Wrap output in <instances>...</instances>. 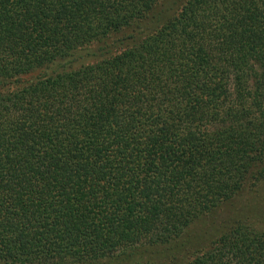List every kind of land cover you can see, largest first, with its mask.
<instances>
[{
    "label": "trees",
    "instance_id": "1",
    "mask_svg": "<svg viewBox=\"0 0 264 264\" xmlns=\"http://www.w3.org/2000/svg\"><path fill=\"white\" fill-rule=\"evenodd\" d=\"M162 1L0 0V264H264V0Z\"/></svg>",
    "mask_w": 264,
    "mask_h": 264
},
{
    "label": "rangeland",
    "instance_id": "2",
    "mask_svg": "<svg viewBox=\"0 0 264 264\" xmlns=\"http://www.w3.org/2000/svg\"><path fill=\"white\" fill-rule=\"evenodd\" d=\"M168 1L171 2V0H163L159 5L170 4L167 3ZM244 210H248V212L246 211V215L250 217V219H252L255 225L264 228V178L257 182V184L253 187H245L228 203H225L219 209L216 220L219 221V219L232 217L235 214H242ZM212 220L213 219L207 218V220L198 227L197 231L201 232V234L196 237V243H200L198 244V247H201L204 245L203 243H206L200 238L211 239L212 237H214L212 232L213 230L211 229ZM193 232H196V230L193 229ZM158 253L160 254L162 252H157L156 255H158ZM147 259H156V257L154 253L151 254L145 252L140 255L133 256L129 259L113 262L104 261V263L102 264H132L136 261H145ZM160 261L163 263H168L169 259L166 257H161ZM175 261L181 260L180 258H175ZM97 264H100V262Z\"/></svg>",
    "mask_w": 264,
    "mask_h": 264
}]
</instances>
